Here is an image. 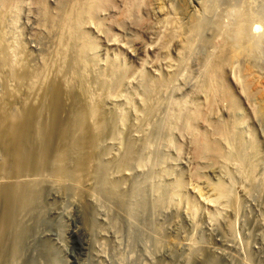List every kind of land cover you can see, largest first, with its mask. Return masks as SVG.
I'll return each instance as SVG.
<instances>
[{"label": "rangeland", "instance_id": "rangeland-1", "mask_svg": "<svg viewBox=\"0 0 264 264\" xmlns=\"http://www.w3.org/2000/svg\"><path fill=\"white\" fill-rule=\"evenodd\" d=\"M98 1L94 20L82 31L91 63L85 80L93 82L111 63L125 72L119 93L104 94L102 101L112 118L126 102L132 108L122 109V132L108 130L98 146L104 164L109 154L120 157L131 138L135 153L125 174L109 170V179L122 184L120 193L110 198L93 178L74 191L70 180L54 185L46 174L0 176V193H6L0 194V248L6 251L3 245L22 235L21 252L46 254L56 264H264V0ZM75 2L0 0V61L7 62L0 68L1 95L10 59L28 73L52 77L59 62L53 55L59 48L57 24ZM166 16L176 19L177 28ZM174 29L178 44L169 38ZM64 77L71 84L63 97L68 109L80 83ZM153 77L160 79L142 111V91ZM206 79L217 81L213 106L203 89ZM9 83L18 90L12 110L25 114L46 86L41 81L29 91L27 81L20 87ZM212 122L240 141L237 161L221 177L233 185L234 209V203L200 199L193 189L198 172L210 176V163L196 156L188 125L206 133ZM3 157L0 151V162ZM30 188H36L37 200L21 212L7 191L30 194Z\"/></svg>", "mask_w": 264, "mask_h": 264}, {"label": "bare ground", "instance_id": "bare-ground-1", "mask_svg": "<svg viewBox=\"0 0 264 264\" xmlns=\"http://www.w3.org/2000/svg\"><path fill=\"white\" fill-rule=\"evenodd\" d=\"M97 1L98 0H76L73 6L70 7L69 13L66 12L67 14H65L64 12L65 15L63 16L62 13V17L59 18V22L57 24L59 48L57 46L58 51L53 54L56 57L55 59H57L59 62L57 60L56 62H58V64L53 62L54 65H56L54 66V72L52 70L53 75L51 78L48 79L46 77L48 80H45L41 78L40 73H30L31 71L28 73V70L25 69L26 67L23 69L18 66L16 67L15 65L17 64V60H15L13 63L10 59L9 62L13 63L14 65L8 62L10 67H12L9 69L7 74L8 76L6 78L7 89L5 90L4 94H0V151L4 156L0 162V176L4 177L8 174H16L17 176H20L18 174L28 173L32 177L38 179V177H42L43 174H46L54 185H59L62 182L70 180L72 182L74 191L81 188L80 186L82 184L87 181H91L89 179L93 178L100 182L99 185L101 186V189L106 194H108L110 198L120 193L122 184L113 182V180L111 181L109 179V170L113 168L117 170L118 173L125 174L131 159H133V154L135 153L131 138L130 136H127V140L124 143L122 150L123 153L121 152L122 155L120 157L115 158L114 154H109L110 157L108 156V161L106 160L107 162H105L103 160L105 162L104 164H102L103 162L100 161V156L102 153L99 152L98 146L100 141L107 137L106 135L108 130L115 129L117 132H120L122 130L121 128H124L125 114L123 113L124 111H122V109H124L126 105H123L124 107L121 109V111H118V115L115 118H112L110 115H108L109 113L105 111L104 106L106 107V105L103 106L104 103L102 101V97L104 94H107L108 96V93H111L110 95H113L116 92L119 93V81L124 76L125 72L122 70L123 68L117 69L114 66L115 64L111 63L109 66L106 65L107 69L103 68V72H100L97 76L95 75L93 82L85 80L88 67L91 63L88 62L87 57V36H85L82 31L83 25L85 23H92L94 20V13L100 5V1ZM1 14L2 12L0 11V22L2 18H4L2 17L4 15ZM169 17L171 19H169ZM169 17L168 20H165L169 23H173L171 24V27L174 25L176 26L174 28H177V25L174 24L176 19H172L171 16ZM51 22L54 21L51 19ZM1 28L3 27L1 26ZM52 28L55 27L53 26ZM238 28L240 29V27ZM77 34H79V36ZM177 34V29H174L169 35V38L173 44H178V41L181 42V40H178ZM2 41H4V37L0 32V42ZM68 47L74 50L72 51L74 54L72 53L73 57L71 59L68 57L69 53L67 55ZM0 49L2 48L0 47ZM233 53L236 54L237 51ZM92 59L93 57L89 60ZM0 62V68L2 69V66H5L4 63L7 62L3 59ZM119 67L121 68V66ZM43 68L46 70V66ZM65 75L72 76L73 79L76 80L75 82L80 83V89L77 93V96L75 98L73 97L74 99L71 100L73 102L68 109H65L66 107L64 108L65 103H63V100H65L66 97H63L69 95L68 93L71 84L64 77ZM157 79L160 78L153 77V80L148 82V86H146L144 91H142L144 98L139 102L142 111L148 107L147 101L150 97L152 89L156 87L155 84L158 82ZM9 80L14 81L15 84H17L16 87L23 86L24 81H27L25 85L29 91H31L33 88L36 89L39 85H41V81H43V85L46 84L45 89L40 91V89L43 88L40 86L41 88L39 87V90H37L38 95L35 97L37 98L36 103L34 102L35 104L32 110L30 109V112L28 111L27 114H25L26 111L25 113H18L12 110L14 103L17 101L15 99V92L18 90L8 87L11 85ZM203 81L205 82L203 86L204 88H202L205 89L207 93L206 96L211 99L210 101L212 103V100H214L216 95L217 81L212 82L211 79H206ZM160 82H162V80ZM92 83H94V86ZM90 84L93 86V88L90 86ZM94 89L95 91H93ZM33 91L35 92L36 90ZM113 97L114 96H112V99ZM105 99L106 98H104V100ZM129 102H126L127 106L129 105L130 108H132L131 104H128ZM129 106L126 108H129ZM191 116V120H193L197 117V114L195 113ZM188 128L193 132L196 156L198 158L207 160L210 163L209 177L208 175H204L205 172L202 173V171H200L197 173L198 181H196L197 184L195 183L193 188L195 195H198L200 199L201 197H206L208 200L213 202L215 201V203L219 202V204L222 203L223 205L227 203V205L231 203V205H233L234 203L235 206L236 201H234V199L236 200V197L234 198L233 194H231V186L233 185H231L229 178V182H225L221 177L224 174H228L229 168L232 166L231 164L237 161L236 152L238 151V155V153L241 151L240 148L238 149V147H241L239 144V139H236L237 141L232 140L230 133L227 132L224 126L220 123L210 124V129H207L209 131L206 130V133L196 132L190 127V124L188 125ZM107 155L108 154H106V157ZM236 167L237 166L234 168ZM30 189L32 191V193L29 192L30 194L22 193V191L21 194H16L14 193L15 191H12L11 189L10 191H7L10 194V198L14 199V202L19 207L17 208L20 209L21 212H23V209H26L27 211V208L32 206L37 200V191H35L36 188ZM203 200L208 201L206 199ZM231 208L234 209L236 206H231ZM4 226H2L3 228L1 227L0 235L4 233ZM20 232H22L21 228ZM17 233L19 234V232ZM21 238L22 235L15 236L9 244H4L3 247L6 251H4L3 248H0V264H18L19 261L23 259V257L27 258L29 264H56V258L48 257L46 254H40L39 252L30 249H28L26 253L21 252V245L23 243ZM26 264H28V262Z\"/></svg>", "mask_w": 264, "mask_h": 264}]
</instances>
